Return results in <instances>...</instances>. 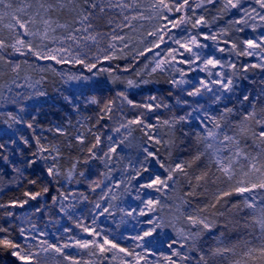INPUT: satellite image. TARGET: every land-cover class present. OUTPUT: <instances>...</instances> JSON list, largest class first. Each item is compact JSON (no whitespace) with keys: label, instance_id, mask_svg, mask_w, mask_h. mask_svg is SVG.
<instances>
[{"label":"snow or ice","instance_id":"obj_1","mask_svg":"<svg viewBox=\"0 0 264 264\" xmlns=\"http://www.w3.org/2000/svg\"><path fill=\"white\" fill-rule=\"evenodd\" d=\"M198 9H215V15L209 20ZM220 20L224 24L213 27ZM248 29L264 30V0H0V192L9 175V190L24 187L23 199L0 202V219L6 221L0 223V249L19 264H60L57 257L81 264L65 252L70 248L97 258L83 264L109 258L118 264H264V31L243 35ZM242 57L254 62L240 63ZM122 59L128 63H106ZM40 61L80 66L76 72H57L53 65L47 70L80 86L84 105L99 109L94 122L42 126L45 77L28 74L46 70ZM141 63L137 76L168 77V97L129 99L127 88L152 81L125 80L119 73ZM253 69L258 74L249 75ZM117 83L125 90L104 99ZM62 98L79 116L75 98ZM125 105L136 110L133 115ZM161 110L170 115L162 118ZM193 128L195 154L165 163L161 155L170 160ZM46 132L65 137L67 167L64 150L46 142ZM205 160L207 170L195 175V186L189 178L192 191L184 197L195 195L201 182L224 187L195 209L183 197L167 203L178 174L189 177L188 169ZM73 183L85 188L73 189ZM47 195L50 202H41ZM234 195L240 200L233 203ZM125 197L139 203L125 207ZM30 201L39 206L24 217L6 210L23 209ZM83 205L89 206L87 214ZM65 217L72 227L62 223ZM101 218L107 221L103 226ZM221 223L238 233L236 241H226L221 231L213 233V245L202 243ZM49 224L58 225L55 241L47 238Z\"/></svg>","mask_w":264,"mask_h":264},{"label":"rangeland","instance_id":"obj_2","mask_svg":"<svg viewBox=\"0 0 264 264\" xmlns=\"http://www.w3.org/2000/svg\"><path fill=\"white\" fill-rule=\"evenodd\" d=\"M195 2H199V0H195ZM251 2V0H249V3ZM255 6V5H253ZM198 12H201L202 14H204L206 16L207 19L211 20L212 15H215V9L212 10L211 13L208 12H203L201 9L197 10ZM227 19V17L225 18ZM224 20H220L217 22V24L213 25V27H218L220 25L224 24ZM202 31H208V29L204 28L201 29ZM6 31V30H5ZM260 31H264L262 29H257V33H259ZM257 33H253L251 31V29H248L246 33H244L243 35H249V36H254ZM207 43H211L210 41H208ZM150 55V54H149ZM216 55L220 56L222 54L220 53H216ZM130 59V58H129ZM141 60H143V57L140 58ZM232 59H236L234 56L232 57ZM250 60H253V58H240L239 62L240 63H245L248 62ZM254 62V60H253ZM40 64L41 67H44L46 70L41 73L39 72V70L37 69L36 71H31L28 70V74L32 75L34 78H39L40 75H43L45 77V83H44V88L48 93V96L46 98V100L43 103V108L40 110V116L39 119L41 121V124L44 128L49 127L50 122L52 124H59L61 122L67 123L68 120H71L72 124H75L76 121L78 119L81 118H86L85 116H83V112L86 110L84 108H87L88 106H85L83 103V99L79 96V91H80V86L77 83H64L61 81L60 77L50 71L47 70L48 69V65H53V67H55L56 71H71V72H76L77 69L80 68L79 65H77L76 67H71L69 65H59V64H53L52 61H40L38 62ZM106 63H111V64H116L119 63L121 65H124L126 63H128L127 60H120V61H112V62H106ZM26 67V66H25ZM141 69H143V64H139L137 65L135 71H130L128 73L125 72H120L119 75L121 77H123L125 80L128 78H131L133 80L136 81H140L142 79H148L151 80V83L148 84H143L141 83L140 86L137 87H133V88H127L126 91L128 92L129 95V99H132L134 101L140 102V101H147V97L149 95H157L158 97L161 98H166L168 97V88L169 85L166 83L167 80V76L163 73L157 72L152 74L151 76H147V75H142V76H137L136 75V71H140ZM259 70L257 69H253L250 71L249 75H253V74H258ZM22 75H24L25 73L22 72ZM191 76L195 77L197 74L196 73H190ZM200 75H203L202 73ZM99 78H106V74L103 77H99ZM254 79H258L259 76L258 75H254L253 77ZM246 83V82H245ZM113 87V91L112 93V97L115 95V90L116 89H121V90H125V84L124 83H117L116 85L112 86ZM63 95H68L70 96V98H75V102L78 103L80 105L81 108V112L79 114V116H77V114L75 112L72 111V108L70 105L66 104L63 100ZM111 97V98H112ZM169 101H171V98H168ZM174 102V101H172ZM125 107V112L127 115L131 116L134 114V112L136 110H130L128 108L127 105L124 106ZM83 111V112H82ZM142 111V109L140 110ZM149 116H152V113L148 114ZM160 115L163 117H167L168 115H170V113H168L165 110H161ZM115 118H119L118 114L115 115ZM152 123H156L155 119L153 118ZM102 123H108L109 126H111L110 122L105 120L102 121ZM27 135L31 136V132L28 129H24L23 130ZM37 131H40V129L38 128ZM193 136H191V138L193 139L194 142V146H195V152L197 149V143H196V139L194 136L195 133V128H193ZM69 132H72V129H69ZM43 136H47V141L49 143H53V144H60L61 146L65 141V138H60V136H55L53 133L51 132H46V133H42ZM135 135L137 137H139L141 134L139 132L135 133ZM61 142V143H60ZM184 143L179 144V146L173 150L172 152V156L171 159H165L166 154H162L161 155V159L165 160V163H175V162H180V161H186L187 158L183 155L182 150L184 149ZM127 151V150H126ZM163 153V150H162ZM207 163V161L205 160L202 165L205 166ZM69 163H67L65 160L62 162V167H67ZM158 167V166H157ZM191 168L188 169L189 172V177H184L183 175L178 174L179 179H178V183L175 186V191H170L169 192V199L167 201V203H175L176 198L177 197H183L185 199H187L189 201V206L191 209H195L198 208L200 206H202L205 203H208L211 201L212 199V194L211 193L209 196H205V195H201L199 191H197V188H195V195L192 196H187L184 197V193L186 191H192L191 188H189V178H191V176L194 175V173L190 174V170ZM162 171V170H160ZM200 173V172H199ZM4 188L5 190H7L8 188V184L11 181L12 177L9 176H5L4 178ZM192 185L195 186L196 185V181L192 180ZM171 183V182H169ZM28 188H32V186L30 185H26ZM67 187V185H66ZM71 187L73 189H79V190H83L85 188V185H79L77 186L75 183H73L71 185ZM213 192L217 189V187H224L223 184H213ZM4 190V191H5ZM3 191V192H4ZM3 192H0V202H2V198L1 195ZM52 193L55 194V189L53 188ZM89 195H91L89 193ZM152 195L157 196L159 195L158 193H153ZM201 195V197L199 196ZM23 199V198H22ZM43 199H46V197L41 198V202L43 201ZM161 199L163 200V197H161ZM232 202H236L238 200H240V197L238 196H233L231 197ZM50 202V201H49ZM7 203V202H6ZM138 201H135L133 199H131L130 197H125L124 198V206H133L138 204ZM34 206H39L37 201H30L28 205H25V207L23 209L21 208H9L6 209L7 211H13L15 213H17L18 216L20 217H24L26 214L30 213L33 210ZM84 208L85 214H87L88 211V205H83L82 206ZM5 210L0 209V214H2ZM163 215L167 216L168 215V209L165 208L162 212ZM6 221L4 219H0V223H5ZM15 223L19 224L20 220H16ZM62 223L67 224L69 227H72V224L70 221H68L67 217L64 218V220L62 221ZM104 223H107V221H104L103 218H101V226H103ZM39 225L41 228L45 227V218H42L39 221ZM56 227L57 226H53V225H48L47 226V231L49 232V236L47 237L50 241H55V236L52 235V233L56 232ZM124 226H122L121 230H123ZM129 231H131V229H128ZM77 234L81 235L82 237L84 236V234L79 233L78 229L74 230ZM223 231L225 233V239L226 241H231V242H235L237 237H238V233L236 231H234L231 227H224L223 224L221 223L220 225H218L216 228H214L212 230V233H205V236L202 240V243L206 244V245H213L215 243V236H219L220 232ZM213 233L215 234V236L213 235ZM15 235V233H14ZM61 235H63L62 229H61ZM86 238V237H85ZM122 246H128L131 245L132 241H120ZM160 251H167L166 248L160 249ZM65 252L67 253H71L73 256H75L76 258L81 260V264H83V261L86 260H96V257H90L88 255V251L87 250H78L75 248H70V249H65ZM53 256H55L56 254L53 253ZM111 254H109L110 257ZM118 256L122 255L120 253H117ZM193 255L195 256L196 254L193 253ZM153 258L154 257H150ZM57 259L60 261V264H68L67 261H64L62 257H57ZM18 262V261H17ZM19 263V262H18ZM98 264H118V261H112L109 259H104L102 261H98ZM224 264H227V261L224 262Z\"/></svg>","mask_w":264,"mask_h":264},{"label":"trees","instance_id":"obj_3","mask_svg":"<svg viewBox=\"0 0 264 264\" xmlns=\"http://www.w3.org/2000/svg\"><path fill=\"white\" fill-rule=\"evenodd\" d=\"M111 97H112V93L105 92L104 99H110ZM84 109H86V110L84 112L82 111L83 116H85L86 118H91L89 122H94L96 119V115L99 112V109L95 105L88 106L87 108H84ZM60 138H65V137L60 136ZM184 142H185L183 145L184 149L182 150V153L187 158V160H190L191 157L195 154L194 142H193V139L191 137L187 138ZM61 144H63L61 147L65 152V157H66L65 161L67 163H69L70 160L67 159L68 150L64 146V143H61ZM73 155H75L74 152H73ZM190 170H191L190 174L194 173V175L191 176V181L192 180L194 181L195 175H198V174H200L199 172L205 171L207 169L205 166L202 165L201 162H198V165H193V167ZM212 186H213V184L211 182H209L207 184H204V182H201V185L199 187H196V188H197V191H199L201 195H205L207 197L211 193H213V187ZM33 189H34V191L39 190L38 188H33ZM23 190H24V187L17 189L15 186H12L10 190H9V188H7V190H5L1 195L2 202L6 203L12 199L17 198V197L23 198L22 197V191ZM51 194H53V193H51ZM201 195H199V196L201 197ZM45 197L48 201H50L51 195H47ZM0 264H19V263L17 261H15V258L12 257L9 252L4 251L3 249H0Z\"/></svg>","mask_w":264,"mask_h":264}]
</instances>
